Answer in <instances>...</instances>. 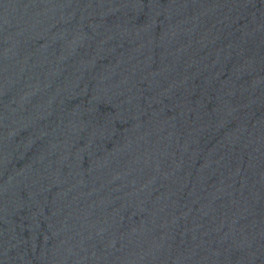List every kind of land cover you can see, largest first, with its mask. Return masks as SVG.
<instances>
[{"label": "water", "instance_id": "1", "mask_svg": "<svg viewBox=\"0 0 264 264\" xmlns=\"http://www.w3.org/2000/svg\"><path fill=\"white\" fill-rule=\"evenodd\" d=\"M0 264H264V0H0Z\"/></svg>", "mask_w": 264, "mask_h": 264}]
</instances>
